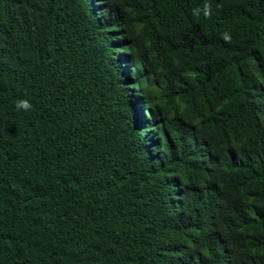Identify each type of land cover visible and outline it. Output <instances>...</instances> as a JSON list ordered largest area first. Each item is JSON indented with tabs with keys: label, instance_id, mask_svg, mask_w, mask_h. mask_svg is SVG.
Segmentation results:
<instances>
[{
	"label": "trees",
	"instance_id": "trees-1",
	"mask_svg": "<svg viewBox=\"0 0 264 264\" xmlns=\"http://www.w3.org/2000/svg\"><path fill=\"white\" fill-rule=\"evenodd\" d=\"M204 2L0 0V264H264V0Z\"/></svg>",
	"mask_w": 264,
	"mask_h": 264
},
{
	"label": "clouds",
	"instance_id": "clouds-1",
	"mask_svg": "<svg viewBox=\"0 0 264 264\" xmlns=\"http://www.w3.org/2000/svg\"><path fill=\"white\" fill-rule=\"evenodd\" d=\"M217 8H221L222 5L217 4ZM191 14L195 18H200L201 16L204 19H211L213 15V7L208 0H205V2L202 5L196 6L191 9ZM221 38L226 44H230L232 42V37L229 32L225 31L222 33ZM15 108L17 111H30L32 109L31 103L27 99H18L15 101Z\"/></svg>",
	"mask_w": 264,
	"mask_h": 264
}]
</instances>
